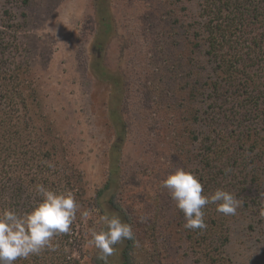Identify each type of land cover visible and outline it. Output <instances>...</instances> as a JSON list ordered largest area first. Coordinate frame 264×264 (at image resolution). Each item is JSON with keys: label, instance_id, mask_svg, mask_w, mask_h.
Wrapping results in <instances>:
<instances>
[{"label": "rangeland", "instance_id": "rangeland-1", "mask_svg": "<svg viewBox=\"0 0 264 264\" xmlns=\"http://www.w3.org/2000/svg\"><path fill=\"white\" fill-rule=\"evenodd\" d=\"M110 2L112 31L96 48L94 0H0L5 64L30 69L20 79L29 88L26 93L35 92L31 112L59 133V142L83 174L89 207L78 227L74 257L79 264H95L97 249L88 241L101 215L116 214L127 222L123 210L111 203L112 190L97 200L117 139L110 110L116 84H121L127 136L114 201L130 215L136 233L134 264H264V170L227 158L206 164L215 166L206 192L224 188L242 206L234 216L217 212L215 204L206 206L203 230L183 227V213L161 187L176 167H191L201 176V152L213 147L228 154L234 147L227 129L211 131L206 121L196 122L194 113L186 112L187 83L196 82L200 68L199 61L186 58L185 30L196 21L200 0ZM97 61L105 78L94 72ZM218 130L223 137L210 143L213 139H207L218 137ZM252 146L245 142L237 151L253 154ZM228 168L232 171L226 173ZM123 244L115 246L108 264H122Z\"/></svg>", "mask_w": 264, "mask_h": 264}, {"label": "trees", "instance_id": "trees-1", "mask_svg": "<svg viewBox=\"0 0 264 264\" xmlns=\"http://www.w3.org/2000/svg\"><path fill=\"white\" fill-rule=\"evenodd\" d=\"M94 7L99 23L95 47L102 48L112 31L111 2L94 0ZM185 32L186 58L189 63L194 59L199 61L200 68L196 82L187 83L186 112L194 113L196 122L206 121L213 128L211 131L227 129L226 137L234 144L228 154L213 147L209 152L212 155L201 152V179L205 191H209L211 185L206 179L211 172L215 173V166L207 167L209 162L235 159L257 166L253 171L264 170L261 167L264 162V0H200L196 21L187 23ZM4 42L7 43L6 35L0 34V46ZM6 58V53L0 52V211L6 207H14L20 213L30 211L40 199L36 191L40 184L55 191L72 190L80 204L71 231L54 238L53 243L58 244L55 251L45 249L39 255L18 259L16 264H79L74 257L77 239L81 238L78 227L83 225L82 213L89 207L83 174L70 159L67 147L59 142V133L49 125H42V116L31 112L30 105L36 102L35 92L26 93L29 88L20 79L22 73L30 74V69L25 72L17 65L9 68ZM100 65L97 61L93 69L102 79L105 73ZM120 86L116 84L110 110L117 139L111 147L108 178L99 189L97 200L112 190L111 203L117 211L123 210L126 221L131 223L130 215L114 201L120 186L122 149L127 136V123L121 110L124 93ZM221 137L210 135L207 140L213 139L210 143L217 144ZM245 142L254 144L249 148L253 154L237 151L239 144ZM100 227L97 225L95 229ZM123 243L122 264H134L133 241ZM96 254L95 264H105L98 259V249Z\"/></svg>", "mask_w": 264, "mask_h": 264}, {"label": "clouds", "instance_id": "clouds-1", "mask_svg": "<svg viewBox=\"0 0 264 264\" xmlns=\"http://www.w3.org/2000/svg\"><path fill=\"white\" fill-rule=\"evenodd\" d=\"M230 168L225 172H231ZM175 206L183 213L185 229H205L206 206L215 204L216 211L234 216L242 206V200L224 189L212 193L205 191L201 176L191 167H176L161 182ZM39 201L30 211L20 213L14 207L0 211V264H16L18 259L39 255L43 250L55 251L58 244L53 240L60 234H68L76 221L80 204L72 190L55 191L43 184L37 186ZM264 216V208L261 209ZM87 216V213H82ZM141 223L145 217H139ZM102 227L90 232L88 243L99 250L98 259L108 264V257L116 251L115 246L124 240L138 245L133 225L119 215L105 213L99 218Z\"/></svg>", "mask_w": 264, "mask_h": 264}]
</instances>
